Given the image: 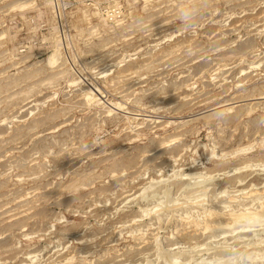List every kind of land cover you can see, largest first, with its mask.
I'll return each instance as SVG.
<instances>
[{
	"label": "rangeland",
	"instance_id": "obj_1",
	"mask_svg": "<svg viewBox=\"0 0 264 264\" xmlns=\"http://www.w3.org/2000/svg\"><path fill=\"white\" fill-rule=\"evenodd\" d=\"M262 231L264 0H0V264H264Z\"/></svg>",
	"mask_w": 264,
	"mask_h": 264
},
{
	"label": "bare ground",
	"instance_id": "obj_2",
	"mask_svg": "<svg viewBox=\"0 0 264 264\" xmlns=\"http://www.w3.org/2000/svg\"><path fill=\"white\" fill-rule=\"evenodd\" d=\"M83 14H84V13H83ZM250 112H252V110H251ZM246 113H247V112H246ZM248 113H249V112H248ZM248 113H247V114H248ZM247 114H246V115H247ZM248 116H249V115H248ZM243 149H245V148H243ZM218 156H219V155H218ZM180 170H181V169H180ZM191 174H192V173H191ZM186 175H187V174H186ZM216 193H217V192H216ZM260 207H261V206H260ZM208 211L210 212V210H208ZM246 211H247V210H246ZM257 211H258V210H257ZM219 213H220V212H219ZM223 213H224V212H223ZM259 214H262V213H258V212H257V213L252 214V215H247V214H245V212H244V214H242V213H241V214H234V215L232 216V217H233L232 220H233L234 222H236V221H238V220H240V219H245L246 222L249 223V222H251L252 220H255V218L257 219V217L259 218V217L262 216V215H259ZM217 215H218V214H217ZM211 216H212V215H211ZM232 217H231V218H232ZM233 221H232V222H233ZM240 221H241V220H240ZM209 225H210V224H209ZM221 225H222V224H221ZM224 225L226 226V224H224ZM242 226H244V225H242ZM245 226H246V225H245ZM207 227H208V228H209V227L211 228V226H208V225H207ZM213 227H214V226H213ZM218 227H220V225H219ZM218 227H217V228H218ZM221 227H223V226H221ZM226 227H227V226H226ZM217 228H214V229H217ZM211 229H213V228H211ZM219 229H220V228H219ZM244 229H245V228H244ZM262 232H264V231H262Z\"/></svg>",
	"mask_w": 264,
	"mask_h": 264
},
{
	"label": "clouds",
	"instance_id": "obj_3",
	"mask_svg": "<svg viewBox=\"0 0 264 264\" xmlns=\"http://www.w3.org/2000/svg\"><path fill=\"white\" fill-rule=\"evenodd\" d=\"M180 18L184 21H189L192 19V11L190 9H185L180 13ZM216 115H220V113H217ZM243 264H251L250 258H246L243 262Z\"/></svg>",
	"mask_w": 264,
	"mask_h": 264
}]
</instances>
